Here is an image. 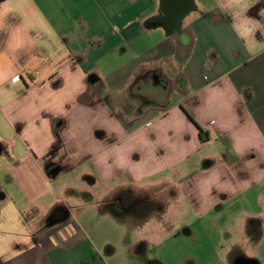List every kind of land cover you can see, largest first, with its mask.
Returning <instances> with one entry per match:
<instances>
[{"label":"crops","instance_id":"1","mask_svg":"<svg viewBox=\"0 0 264 264\" xmlns=\"http://www.w3.org/2000/svg\"><path fill=\"white\" fill-rule=\"evenodd\" d=\"M88 1L108 11L0 0V264H121L63 220L79 166L102 187L194 166L205 213L264 181V0Z\"/></svg>","mask_w":264,"mask_h":264},{"label":"rangeland","instance_id":"2","mask_svg":"<svg viewBox=\"0 0 264 264\" xmlns=\"http://www.w3.org/2000/svg\"><path fill=\"white\" fill-rule=\"evenodd\" d=\"M75 1L78 17L108 11L103 2L93 7L88 0ZM194 168L178 167L141 184L118 180L102 187L87 166H79L59 185L63 204L73 208L68 214L62 209L63 220L74 216L95 249L121 264H130L131 256L140 259L131 264H148L154 258V264H235L240 259L264 264V181L232 198L224 211L205 213L193 195L181 190L184 175Z\"/></svg>","mask_w":264,"mask_h":264},{"label":"water","instance_id":"3","mask_svg":"<svg viewBox=\"0 0 264 264\" xmlns=\"http://www.w3.org/2000/svg\"><path fill=\"white\" fill-rule=\"evenodd\" d=\"M186 2H188V0H185ZM192 2L193 0H189V2ZM185 6V5H184ZM185 8V7H184ZM178 17V13L177 14H172V16H170L171 22H174L175 19ZM239 264V263H238ZM246 264V263H245ZM247 264H258L256 261H248Z\"/></svg>","mask_w":264,"mask_h":264},{"label":"flooded vegetation","instance_id":"4","mask_svg":"<svg viewBox=\"0 0 264 264\" xmlns=\"http://www.w3.org/2000/svg\"><path fill=\"white\" fill-rule=\"evenodd\" d=\"M122 195H124V194H122ZM122 195H121L120 197H122ZM248 261H253V260H241V259H240V260H237V261L235 262V264H238V263H239V264H245V263L247 264ZM152 263L154 264V262H152Z\"/></svg>","mask_w":264,"mask_h":264},{"label":"trees","instance_id":"5","mask_svg":"<svg viewBox=\"0 0 264 264\" xmlns=\"http://www.w3.org/2000/svg\"><path fill=\"white\" fill-rule=\"evenodd\" d=\"M201 134H202V135L204 134L202 130H201Z\"/></svg>","mask_w":264,"mask_h":264}]
</instances>
